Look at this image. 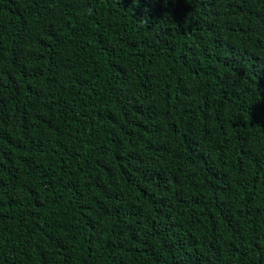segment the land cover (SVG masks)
Instances as JSON below:
<instances>
[{"label":"trees","instance_id":"16d2710c","mask_svg":"<svg viewBox=\"0 0 264 264\" xmlns=\"http://www.w3.org/2000/svg\"><path fill=\"white\" fill-rule=\"evenodd\" d=\"M0 264H264V0H0Z\"/></svg>","mask_w":264,"mask_h":264}]
</instances>
